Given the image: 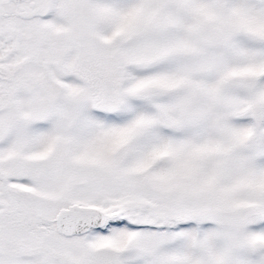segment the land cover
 I'll list each match as a JSON object with an SVG mask.
<instances>
[{
  "label": "snow or ice",
  "instance_id": "1",
  "mask_svg": "<svg viewBox=\"0 0 264 264\" xmlns=\"http://www.w3.org/2000/svg\"><path fill=\"white\" fill-rule=\"evenodd\" d=\"M0 264H264V0H0Z\"/></svg>",
  "mask_w": 264,
  "mask_h": 264
}]
</instances>
